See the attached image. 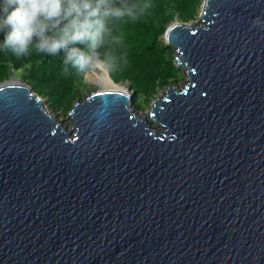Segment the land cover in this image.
<instances>
[{
	"label": "water",
	"instance_id": "water-1",
	"mask_svg": "<svg viewBox=\"0 0 264 264\" xmlns=\"http://www.w3.org/2000/svg\"><path fill=\"white\" fill-rule=\"evenodd\" d=\"M164 39L186 83L140 117L100 89L68 129L0 84V264H264V0H204Z\"/></svg>",
	"mask_w": 264,
	"mask_h": 264
},
{
	"label": "trees",
	"instance_id": "trees-1",
	"mask_svg": "<svg viewBox=\"0 0 264 264\" xmlns=\"http://www.w3.org/2000/svg\"><path fill=\"white\" fill-rule=\"evenodd\" d=\"M119 4L120 0H112ZM140 5L135 20L126 19L113 24L122 42L114 46L117 62L107 66L115 84L128 83L133 93L132 107L141 110V99L155 97L168 86L177 85L183 72L174 64L175 51L166 44L164 35L171 23L179 20L191 23L198 19L204 0H130ZM147 5V7H144ZM4 34L0 33V44ZM85 48L84 45H79ZM86 50V48H85ZM101 52L105 49L101 48ZM64 53L41 54L30 49L28 55L17 57L9 49L0 47V84L18 77L45 100L53 114L67 116L85 92H91L86 75L71 65L65 71ZM102 69L96 68L93 71ZM96 76V77H97Z\"/></svg>",
	"mask_w": 264,
	"mask_h": 264
},
{
	"label": "clouds",
	"instance_id": "clouds-1",
	"mask_svg": "<svg viewBox=\"0 0 264 264\" xmlns=\"http://www.w3.org/2000/svg\"><path fill=\"white\" fill-rule=\"evenodd\" d=\"M139 11L140 5L130 0H0V47L17 57L30 49L48 55L63 51L65 71L71 65L86 74L116 64L114 46L122 37L112 25L137 19Z\"/></svg>",
	"mask_w": 264,
	"mask_h": 264
},
{
	"label": "rangeland",
	"instance_id": "rangeland-1",
	"mask_svg": "<svg viewBox=\"0 0 264 264\" xmlns=\"http://www.w3.org/2000/svg\"><path fill=\"white\" fill-rule=\"evenodd\" d=\"M198 20H199V17L194 22H197ZM108 70H109L108 67H103L102 72H101V74L99 76H97V74L100 73V70L99 71H95V72H89L86 75V82L88 83V87H89V89H91L92 92H96V91H98L100 89H103V85H102L101 82L104 81L105 78H107V81L109 83H112L110 81V77L108 75ZM180 70H182V69H180ZM182 72H183V79L177 84V86H179V87H183V85L186 83V79H187V76L185 75V73H184L183 70H182ZM112 84L113 85H116L114 83H112ZM117 86H122V87H126L127 89H129L128 83L120 84V85H117ZM165 89L164 90H161L155 97H152V99L149 100V101H146V95H144L142 97V99H141L142 100L141 101V104L143 105L142 108H141V110L136 111L135 108L132 107L133 110L135 112H137L139 114V116H141L142 114H148L150 112V110H151V106H152V103L154 102V100L157 99L158 97H162L165 94ZM90 94H91V92H85L84 95H83V97H82V99L81 100H78V101H84ZM131 94L133 95L132 91H131ZM53 115L60 122H62L65 127H67L68 129H71L72 128L73 121L68 117V115L67 116H62V115H58V114H53ZM161 129H163V128H160V130Z\"/></svg>",
	"mask_w": 264,
	"mask_h": 264
},
{
	"label": "bare ground",
	"instance_id": "bare-ground-1",
	"mask_svg": "<svg viewBox=\"0 0 264 264\" xmlns=\"http://www.w3.org/2000/svg\"><path fill=\"white\" fill-rule=\"evenodd\" d=\"M100 68L103 69V67H100ZM106 71H107V70H106ZM108 75H109V70H108ZM109 77H110V75H109ZM110 81L112 82L111 78H110ZM101 83H102V85H103V90H105V89H107V88L119 89V90H123V91H125V92H127V90H128L126 87L113 85V84H112L113 82H112V83H109V82L107 81V78H105V80L102 81ZM138 117H140V116H138Z\"/></svg>",
	"mask_w": 264,
	"mask_h": 264
}]
</instances>
